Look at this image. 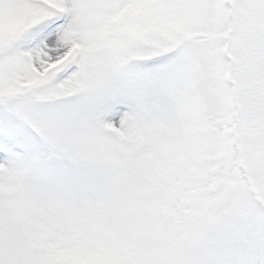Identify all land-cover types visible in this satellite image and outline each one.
Instances as JSON below:
<instances>
[{
    "label": "snow or ice",
    "instance_id": "obj_1",
    "mask_svg": "<svg viewBox=\"0 0 264 264\" xmlns=\"http://www.w3.org/2000/svg\"><path fill=\"white\" fill-rule=\"evenodd\" d=\"M0 264H264V0H0Z\"/></svg>",
    "mask_w": 264,
    "mask_h": 264
}]
</instances>
